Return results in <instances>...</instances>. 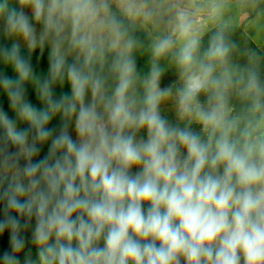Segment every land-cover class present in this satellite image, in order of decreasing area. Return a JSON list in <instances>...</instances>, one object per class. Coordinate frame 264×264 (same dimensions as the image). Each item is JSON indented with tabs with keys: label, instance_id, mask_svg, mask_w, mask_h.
<instances>
[{
	"label": "clouds",
	"instance_id": "obj_1",
	"mask_svg": "<svg viewBox=\"0 0 264 264\" xmlns=\"http://www.w3.org/2000/svg\"><path fill=\"white\" fill-rule=\"evenodd\" d=\"M245 20L264 31V0H0L5 39L51 48L41 79L18 43L0 46L18 76L0 89L31 131L0 113L2 264L28 229L41 264H264V49L234 39Z\"/></svg>",
	"mask_w": 264,
	"mask_h": 264
},
{
	"label": "trees",
	"instance_id": "obj_2",
	"mask_svg": "<svg viewBox=\"0 0 264 264\" xmlns=\"http://www.w3.org/2000/svg\"><path fill=\"white\" fill-rule=\"evenodd\" d=\"M247 21H243L241 26L236 30L234 39H236L238 36H240L243 33L244 25ZM137 35H139L142 39L145 40V43H147V37L144 33L138 32ZM6 45L7 47H11L12 42L10 39H5L4 36L0 37V46ZM51 50L46 45L44 48L43 53H41L40 49L37 48L31 55H29L28 49H20V55L26 59L29 60L32 69L34 73L41 77V79H45L48 76V69H49V56H50ZM147 60H148V54L145 53L144 55H137V68L141 73H146L148 71L147 68ZM162 64H165L164 61L161 62ZM175 71L174 69L169 70L168 72ZM0 75L7 76L9 79L16 80L18 79L17 74L11 69V67H8L6 70L3 65H0ZM25 98L30 105L35 108L37 111H42L45 108L44 103L38 98L34 87L29 83L25 85ZM64 95H71V88L70 84L66 81L63 86H60L59 84L55 85L53 87V98L54 99H60L61 96ZM0 113L6 114L9 119L13 120L16 125V129L18 132L20 131H29V135H31L30 131V124L29 122L21 119L14 111L11 110L9 106V102L7 100L6 95L3 93L2 89H0ZM62 125V120L59 115L54 117L52 121H50L48 127L51 129H54V134H58L59 129ZM0 132L4 134V130L0 128ZM50 146L49 143L43 145L41 147V151L37 157L34 158L35 160L43 158L48 151V147ZM0 181H3L2 187H0V191L3 190V188H6L8 186V183L11 181V179L8 177L7 180L3 179V174L0 173ZM21 202H23L24 198H20ZM145 209L147 208V204H145ZM3 219V212H2V205H0V220ZM24 222L23 220L21 221ZM34 224V221H33ZM22 236L25 238V247L24 249L17 254L16 258L18 261V264H41V261L39 260L38 255V249L31 243V229H28L26 231L22 232ZM5 251H11L10 244L8 242V233L6 232L2 238H0V257L3 256V253ZM0 264H2V260H0Z\"/></svg>",
	"mask_w": 264,
	"mask_h": 264
},
{
	"label": "rangeland",
	"instance_id": "obj_3",
	"mask_svg": "<svg viewBox=\"0 0 264 264\" xmlns=\"http://www.w3.org/2000/svg\"><path fill=\"white\" fill-rule=\"evenodd\" d=\"M12 6H15V7H17L19 9L18 4H15V2H13ZM25 12L29 15V17H31L32 14H31V10L30 9H25ZM246 25H247V22L244 25L243 33L240 36H238L236 38V40L238 42H240L242 45L244 44L245 41H247L249 46H252V47L259 46L260 48L264 49V31H262L260 33H257L254 29H251V28H247L246 29ZM39 27L40 26L37 25V29L38 30H39ZM140 32L144 33L142 30ZM2 36H3V30H2V27H0V37H2ZM10 40H11L12 44L13 43H18L20 45V49H27V46H26V44L24 43V41L22 39H20V38H12ZM47 46L51 50L50 46L49 45H47ZM176 79H177V77L175 75V71L166 72L165 75L162 77L161 87H166V86L170 85ZM89 99H90V96H89ZM162 111H163L162 115H165L172 123H176V120H175L176 118H175L174 111H173L171 103H167V104L163 105L162 106ZM193 130L199 132L200 131L199 126L193 125ZM69 133H70V135H72L73 139H76V133H75V129H74V122L69 128ZM142 135L144 136V138H146V132H143ZM3 136H4V134L2 132H0V143H2ZM9 150L10 151H14L15 149L10 146ZM24 163H25V161H23V160L20 161V165L21 166H23ZM137 171H139V169L136 168V167H134L132 169V173H135ZM8 177L11 179L10 174H9Z\"/></svg>",
	"mask_w": 264,
	"mask_h": 264
}]
</instances>
